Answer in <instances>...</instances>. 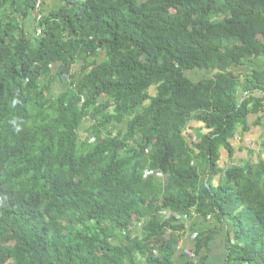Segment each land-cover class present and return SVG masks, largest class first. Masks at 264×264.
Returning a JSON list of instances; mask_svg holds the SVG:
<instances>
[{
    "label": "trees",
    "instance_id": "trees-1",
    "mask_svg": "<svg viewBox=\"0 0 264 264\" xmlns=\"http://www.w3.org/2000/svg\"><path fill=\"white\" fill-rule=\"evenodd\" d=\"M40 1L0 0V264H175L194 213L264 264V0Z\"/></svg>",
    "mask_w": 264,
    "mask_h": 264
},
{
    "label": "crops",
    "instance_id": "crops-1",
    "mask_svg": "<svg viewBox=\"0 0 264 264\" xmlns=\"http://www.w3.org/2000/svg\"><path fill=\"white\" fill-rule=\"evenodd\" d=\"M61 0H49L46 4L45 11L46 13H49L50 11H53L57 9L60 6ZM48 7L49 11L46 10ZM32 20V22H30ZM29 25V31H26L28 35H32L33 32H35V23L32 18H29L24 26ZM211 74V73H210ZM210 74L208 75V72H195L193 74V79H202L205 77H210ZM256 118L251 119L250 121V127L246 132H251V134L246 135V140L248 142H255L254 144H258L262 141V133L263 129L256 125ZM189 137L193 141H198L199 139V132H207L204 129L203 124L192 121L187 129ZM239 132H243V130H239ZM238 151V150H237ZM231 227L229 225L224 224L221 228L218 227V222L215 220V218L208 217L205 218L201 214L194 213L192 218L188 221L186 230L183 233V237L181 238L180 245L183 247H188L191 250H194V233L197 232H203V233H209L210 231H213V236L209 241L208 246L205 248V255L204 258L202 256L198 257L200 261H204V264H226L227 256H228V246H229V238H230V231ZM190 260L189 257L185 254H183L181 251H179L175 257V264H186V262Z\"/></svg>",
    "mask_w": 264,
    "mask_h": 264
},
{
    "label": "clouds",
    "instance_id": "clouds-1",
    "mask_svg": "<svg viewBox=\"0 0 264 264\" xmlns=\"http://www.w3.org/2000/svg\"><path fill=\"white\" fill-rule=\"evenodd\" d=\"M45 7H46V4L44 5L43 2H42L40 8H42L43 13H45ZM41 17H42V16H41V13H40V14L38 15V21H40ZM30 18H32V19L34 20L35 28H36V26L38 25V23H37L36 20L34 19L35 17H34V18H33V17H30ZM38 32H39V31H38ZM84 102H85V97H82L81 104H84ZM90 125H92V123L90 122V119L88 118V119L85 120V124H84L83 126L80 127V130H79L78 132H80V134H81V139H86V136H87L86 132H87L88 127H89ZM189 220H190V219H189Z\"/></svg>",
    "mask_w": 264,
    "mask_h": 264
},
{
    "label": "rangeland",
    "instance_id": "rangeland-1",
    "mask_svg": "<svg viewBox=\"0 0 264 264\" xmlns=\"http://www.w3.org/2000/svg\"><path fill=\"white\" fill-rule=\"evenodd\" d=\"M46 10L49 11L48 7L46 8ZM30 22H32V20H31ZM25 29H26V31H29V25H28V24L26 25ZM104 60L106 61L107 58H105V55H102V58H101L100 61H104ZM188 76L192 79V73H188ZM259 117L263 118V124H264V112L261 113V114L259 115ZM260 127L263 129V127H262L261 124H260ZM263 132H264V129H263ZM256 144H257V143H256ZM254 149H255L256 154H257V156H258L257 158H260V157L264 158V147L261 145V142H259V143L257 144L256 148H254ZM245 152H246L247 154L250 155L249 150H247V151H245Z\"/></svg>",
    "mask_w": 264,
    "mask_h": 264
},
{
    "label": "built area",
    "instance_id": "built-area-1",
    "mask_svg": "<svg viewBox=\"0 0 264 264\" xmlns=\"http://www.w3.org/2000/svg\"><path fill=\"white\" fill-rule=\"evenodd\" d=\"M41 4H42V1L39 2L38 7H41ZM159 176L162 177V174H159ZM170 214H171V212L168 213V215H170ZM176 216H177L178 218L181 217V216L178 215V214H176ZM169 232H171V230H169ZM194 237H197V233H194ZM178 248H180V249L182 250V252H183L184 254H186L188 257H190L191 259H193L194 264H200V260L198 259V254H197L194 250H191V249H189L188 247H183V246H181L180 244H179Z\"/></svg>",
    "mask_w": 264,
    "mask_h": 264
}]
</instances>
